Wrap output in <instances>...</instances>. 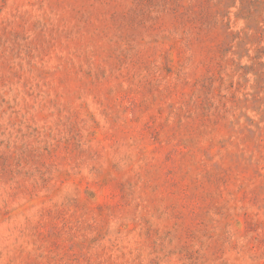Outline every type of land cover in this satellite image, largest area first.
Returning a JSON list of instances; mask_svg holds the SVG:
<instances>
[{"label": "rangeland", "instance_id": "374dc122", "mask_svg": "<svg viewBox=\"0 0 264 264\" xmlns=\"http://www.w3.org/2000/svg\"><path fill=\"white\" fill-rule=\"evenodd\" d=\"M0 264H264V0H0Z\"/></svg>", "mask_w": 264, "mask_h": 264}]
</instances>
